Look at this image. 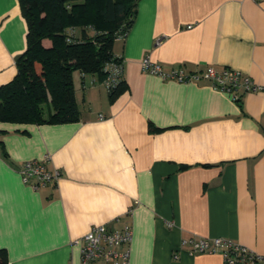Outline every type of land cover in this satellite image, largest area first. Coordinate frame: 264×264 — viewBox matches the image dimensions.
I'll list each match as a JSON object with an SVG mask.
<instances>
[{"label": "crops", "instance_id": "1", "mask_svg": "<svg viewBox=\"0 0 264 264\" xmlns=\"http://www.w3.org/2000/svg\"><path fill=\"white\" fill-rule=\"evenodd\" d=\"M26 34L19 0H0V86L15 76ZM112 52L117 93L73 72L78 120L0 121L4 264H80V237L95 224L131 226L129 264H224L181 244L199 237L264 255V88L234 100L140 67L143 57L164 70L229 67L264 86V0H136ZM46 154L61 175L33 189L18 169Z\"/></svg>", "mask_w": 264, "mask_h": 264}, {"label": "trees", "instance_id": "2", "mask_svg": "<svg viewBox=\"0 0 264 264\" xmlns=\"http://www.w3.org/2000/svg\"><path fill=\"white\" fill-rule=\"evenodd\" d=\"M27 24L16 74L0 86V121L63 123L79 119L72 74H97L120 61L112 46L134 21L136 0H19ZM50 40L45 46L43 40ZM122 80L111 95L121 88ZM151 128L155 127L151 124ZM157 128V127H156ZM159 129V128H158ZM6 262L0 250V264Z\"/></svg>", "mask_w": 264, "mask_h": 264}, {"label": "built area", "instance_id": "3", "mask_svg": "<svg viewBox=\"0 0 264 264\" xmlns=\"http://www.w3.org/2000/svg\"><path fill=\"white\" fill-rule=\"evenodd\" d=\"M187 26L191 27V25ZM140 67L141 70L155 74L164 80L172 79L185 83L209 82L213 88L230 93L234 100H238L243 93L256 92L264 88L250 76L229 67L206 65L202 69L186 71L178 66L164 70L161 64L152 61L149 57L141 59ZM105 71L107 74L101 82L106 90L110 91L122 80L121 60L107 63ZM49 161L48 154L40 160L23 161L18 169L22 181L28 183L33 189L55 182L61 173L57 168L50 169ZM131 240L132 229L127 223L120 228H109L106 224L92 225L80 237V264H129ZM181 244L187 245L190 253H218L224 264H264V255L222 236L183 239Z\"/></svg>", "mask_w": 264, "mask_h": 264}]
</instances>
